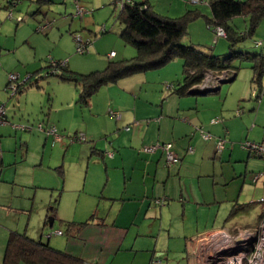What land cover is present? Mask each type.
Here are the masks:
<instances>
[{"label": "crops", "instance_id": "1", "mask_svg": "<svg viewBox=\"0 0 264 264\" xmlns=\"http://www.w3.org/2000/svg\"><path fill=\"white\" fill-rule=\"evenodd\" d=\"M147 1L152 8L154 1ZM164 1L186 11L208 6L209 0ZM50 2L55 3L46 1L48 9ZM42 10L37 7V13ZM239 16L233 23L245 30L247 20ZM203 31L205 40L217 43L214 51L223 45L210 23ZM11 33L0 28V54L2 48L13 53L7 60L13 63L2 66L5 77L10 70L23 72V66L35 64L29 50L38 47L30 33L20 38L13 33V42ZM249 38L264 54V19ZM22 40L29 46L18 49ZM227 46L217 53L225 54ZM116 55L114 49L106 53L108 61ZM74 57L68 53L64 71L78 73ZM166 65L104 83L85 103L72 81L57 77L50 92L37 86L47 94V106L41 96L35 98L37 88L27 86V80L11 95L15 101L5 107L8 122L0 124V264L11 232L48 243L76 258L75 264H194L204 236L259 224L264 204L256 198L264 196V159L253 158L240 142L264 136V72L259 82L253 81L250 67L252 83L236 71L213 93L193 87L179 93L172 81L179 64ZM171 69L176 70L171 74ZM38 121L53 124L60 138L12 126L32 127ZM200 129L210 137L204 138ZM77 134L84 139L72 140ZM219 137L226 145L217 152ZM155 142H170L179 161L167 164L161 149L142 150ZM16 185L32 186V199L20 196ZM17 197L26 203L18 204ZM34 210L46 211L36 226L10 222V212L30 220Z\"/></svg>", "mask_w": 264, "mask_h": 264}, {"label": "trees", "instance_id": "2", "mask_svg": "<svg viewBox=\"0 0 264 264\" xmlns=\"http://www.w3.org/2000/svg\"><path fill=\"white\" fill-rule=\"evenodd\" d=\"M10 3L11 0H8L4 6L7 7ZM208 6L210 17L207 22L214 27H222L224 37L229 42L225 55L213 54L209 49L205 50L196 44L181 43L187 33L188 22L201 15L198 7L187 9L179 16L169 17L153 10L147 0H124L118 13V19L122 23L120 36L124 42L135 47L136 54L130 58L109 60L104 68L88 73L67 72L64 71V65H60L58 71L53 74L57 75L58 79L72 81L77 86L78 99L84 103L104 83L135 72L162 67L175 58L182 60L181 81L175 85V90L179 93H184L191 87L194 88L193 91L209 92L210 88L203 91L198 84L210 72L216 73L212 75L225 73V80L233 79L238 69V65L234 63L235 58L251 60L253 81L259 82L264 72V54L256 51L249 56L248 52L234 50V47L251 37L260 21L264 19V0H209ZM238 15L247 20L245 30H240L233 23V18ZM106 31L105 25L102 24L100 32ZM88 39L92 42L91 38ZM260 43L254 42L255 45ZM22 84L18 85V89ZM217 87L218 85L213 91ZM67 225L72 224L69 222ZM76 262V258L51 247L48 243L31 239L18 232L9 234L2 259V264Z\"/></svg>", "mask_w": 264, "mask_h": 264}, {"label": "rangeland", "instance_id": "3", "mask_svg": "<svg viewBox=\"0 0 264 264\" xmlns=\"http://www.w3.org/2000/svg\"><path fill=\"white\" fill-rule=\"evenodd\" d=\"M7 1L8 0H0V28L3 26V29H7L12 32L10 34L12 42L14 41L15 36L17 38H20L22 33H30L32 38H36V41L38 42L37 51H34V48H32L31 51L29 50V52L31 53L29 55V59H33L35 64L29 63V66L27 67L23 66V72H19L21 71L19 69L10 70L9 72H19L20 74L22 73V77H19L20 81H22V79L26 75L32 74L29 80L26 81V85L37 88L34 96L37 100L39 99V96H41L46 103V106L48 102L47 94L40 93L42 90L38 87L47 86L46 89L50 92L53 86L52 81H54L55 77H57V75L49 73V61L58 59L64 61L66 59V56H68V53L73 52L75 54L74 60L76 61V65H80V70H78L79 67L74 69H76L78 73H87L91 70L102 69L106 66L108 62L106 53L110 49H114L117 52V55L113 58V60L130 58L136 54L135 47L129 43L124 42V40L120 36L122 23L118 19V13L120 10L121 2L118 0H78L80 4L92 10L91 12H88L81 17L79 15H75V0H54L55 3H49L51 9L47 8V3H45V1L43 0H11V3L6 7L4 5ZM153 1L152 9L162 15L176 17L185 12V10L176 8L175 2L169 4L164 0ZM38 6H41L42 9H44L41 13H37ZM198 8L201 15L188 22L187 33L183 37L181 43L196 44L205 50L209 49V51H211L212 53L216 52L214 53L216 55H221L218 54L217 51L225 49L226 44L229 45V42L226 37L220 36L219 40H223L224 43L223 45H220L219 43L214 51L213 46H215L217 43H215L212 38L205 40L206 36L203 31L206 28L207 17H210L209 6L203 5ZM235 18H240V16L238 15L234 17L233 20ZM47 21H50L48 26L41 30L38 29V27L42 23H46ZM102 24H104L105 28L107 29V31L103 33L100 32ZM241 27L239 26V28ZM28 28H30V30H28ZM51 32L55 35H52ZM72 32H74V34L81 35L83 39L91 38L93 40L94 43L92 44L91 42L88 52L84 54L75 52V43ZM13 33L15 36L13 35ZM37 34H40L39 37ZM45 37L50 38L51 41H49L48 39L45 40ZM250 39L252 38H247L237 44L234 47V50L248 52L249 56L256 51H259L256 47L250 44ZM16 45H19L18 49H24L26 46H29L28 40L26 43H23L22 40ZM64 51H66L67 54H63ZM17 53H19V51ZM11 54H13L12 51L8 52L7 50H4V48H2L0 54V103H4L7 109L11 107L12 102H14L15 100H13L11 97V91L6 89L8 83V75L6 77L4 76V69L2 68V66H4V63H13L7 61L11 58ZM169 62L170 63L168 65H165L172 66L174 64H179V70L178 72H175V74L173 72L176 69H174L173 72L171 69V74L173 73V75H175L173 76L172 81L176 84L178 81H181L182 60L179 58H175L170 60ZM250 62L251 60L245 58L234 59L235 65H238L237 71L240 72V76H244L246 78V76L251 75ZM210 73L216 74L215 72ZM250 77L248 76L249 80ZM249 82L252 83L251 80ZM221 84L223 83H218V85ZM209 93L213 92H207V94ZM42 107L43 105L39 104L38 110H40ZM40 113L42 112L40 111ZM251 122L252 120L250 121V124ZM34 124H36V122ZM253 158L261 161L262 159H264L259 156H254ZM33 189L34 188L32 186L27 185L15 186V191L18 192L20 196L22 195L23 197H26L24 198L25 200H27V197H30L29 200L32 199L33 194L30 195L29 192L32 193ZM43 191V189L37 191V201H39L40 197L42 196L41 193H43ZM19 197H17L18 204L26 203L25 200H22ZM260 198H264V196H257L256 200H258L259 202ZM45 213L46 211L40 213L34 210L29 216L30 220H27V218L22 219L21 216L15 212H10L9 217L12 219L10 220V222H12L14 225L20 224L24 227L29 221L30 227H34V225L36 226L37 222L40 219L41 221L43 220ZM57 224L58 223L56 221L55 225H53V230L56 229L55 226Z\"/></svg>", "mask_w": 264, "mask_h": 264}, {"label": "built area", "instance_id": "4", "mask_svg": "<svg viewBox=\"0 0 264 264\" xmlns=\"http://www.w3.org/2000/svg\"><path fill=\"white\" fill-rule=\"evenodd\" d=\"M121 3L124 0H118ZM130 1V0H126ZM198 0H193L197 2ZM91 10L75 0V15L80 17L90 12ZM49 21L42 23L38 29H44L49 25ZM103 28V27H102ZM215 35L224 36L225 32L220 26L214 27ZM75 51L77 53H86L90 49L91 40L88 38L83 39L81 35H74ZM260 43V41H257ZM114 55V51L108 53V57L111 58ZM65 61L51 60L48 62L49 73H55L58 71L60 65H64ZM30 74L26 75V79ZM18 72L8 73V83L6 89L11 91L13 95L18 90V85L22 83L19 80ZM227 79L225 73L218 75H212L211 73L206 75L205 79L198 84L199 88L204 90L213 91V89L222 80ZM167 86V85H166ZM170 87V84H168ZM5 104L0 103V124L8 122L5 117ZM112 114H116L110 111ZM218 118H214L213 121H217ZM15 128L19 129H32L35 128L46 134H50L54 140L60 138L56 127L44 121H38L35 125L25 126L23 124H12ZM200 132L204 138L210 137L208 133ZM73 139L83 140L82 134H77ZM226 145L224 138H218L216 141V151H221ZM229 145H232L231 143ZM240 147L245 149L249 154L264 157V136L260 140H243L240 142ZM156 149H161L166 158V163H176L179 161V156L171 149L170 142H155L149 145L142 146V150L145 152H154ZM259 176V173L253 174L252 178L255 180ZM261 203H264V198H260ZM61 230H57L56 233H61ZM51 232L47 234L49 236ZM237 237L241 240L237 241ZM202 248L199 250V254L194 264H264V217L260 220L259 224L254 229H236V230H218L204 236L201 240ZM200 255V256H199Z\"/></svg>", "mask_w": 264, "mask_h": 264}, {"label": "water", "instance_id": "5", "mask_svg": "<svg viewBox=\"0 0 264 264\" xmlns=\"http://www.w3.org/2000/svg\"><path fill=\"white\" fill-rule=\"evenodd\" d=\"M50 74H53V73H50ZM32 74L29 75V77L31 76ZM225 81H228V80H222L221 82H225ZM48 220H49V223H52V220H53V217L52 216H49L48 217ZM241 240L240 237H237V241Z\"/></svg>", "mask_w": 264, "mask_h": 264}, {"label": "clouds", "instance_id": "6", "mask_svg": "<svg viewBox=\"0 0 264 264\" xmlns=\"http://www.w3.org/2000/svg\"><path fill=\"white\" fill-rule=\"evenodd\" d=\"M28 78H29V76H28L26 79H24V81L27 80ZM24 81H22V83H23Z\"/></svg>", "mask_w": 264, "mask_h": 264}]
</instances>
